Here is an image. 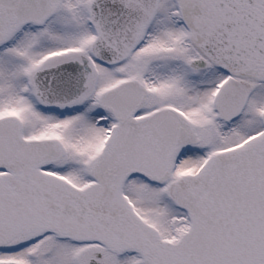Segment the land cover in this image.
<instances>
[{
  "label": "snow or ice",
  "instance_id": "6c2138e0",
  "mask_svg": "<svg viewBox=\"0 0 264 264\" xmlns=\"http://www.w3.org/2000/svg\"><path fill=\"white\" fill-rule=\"evenodd\" d=\"M0 264H264V0H0Z\"/></svg>",
  "mask_w": 264,
  "mask_h": 264
}]
</instances>
